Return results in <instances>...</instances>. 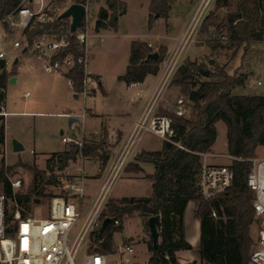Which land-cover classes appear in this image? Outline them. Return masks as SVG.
<instances>
[{"label":"trees","instance_id":"trees-1","mask_svg":"<svg viewBox=\"0 0 264 264\" xmlns=\"http://www.w3.org/2000/svg\"><path fill=\"white\" fill-rule=\"evenodd\" d=\"M86 3L87 0H74ZM99 1V0H97ZM107 7L99 10L95 23L97 30L118 27V19L126 12L123 0H104ZM21 0H0V20L14 10ZM172 0H151L148 26L152 27L159 17H168ZM157 14V16H156ZM211 18L210 14L207 16ZM207 19V18H206ZM85 24L83 20L82 25ZM210 24H218L217 19ZM208 23L204 25L205 29ZM227 27V45L217 42L215 45L233 50L235 55L240 48L247 54L253 42L264 40V0H239L237 10L229 13L217 26ZM34 34L29 36L32 39ZM81 45L72 38L71 45L65 51L79 54ZM152 46L146 41L133 40L129 63L119 80L126 83L141 82L148 74H157L164 61L168 48ZM152 52H158L157 60L147 59ZM17 62L10 71L5 69V61L0 60V87L6 89L11 75L15 74ZM208 71V74H204ZM73 79L75 92L83 88V67L77 62L67 73ZM197 77H203L197 80ZM172 83L181 88L186 101L193 104L192 116H179L172 110L161 109L160 113L172 118L174 135L165 140L161 150L141 151L135 157V163L128 169L140 172L138 162H151L155 171L148 177L152 180V193L147 197L110 198L102 217L110 218V222L99 233L104 238L103 248L111 249L114 244L113 235L123 228L126 215L138 212L148 228V219L158 216L160 248L152 252L147 264H181L176 252L191 249L183 233V217L187 204L195 199L198 202L196 215L201 221V257L202 264H248L255 238L252 226L256 223L253 208V191L247 185V177L251 172L256 150L264 145V95H239L233 90L244 83L243 76L230 74L224 68L216 71L208 69L197 60H184L172 79ZM0 101H5V92H0ZM223 121L227 127L228 153L234 157L230 167L234 170L233 184L224 192L212 198H204L199 192V176L202 169V154L209 152L216 141L218 132L216 123ZM5 117L0 114V144H5ZM106 137L99 141L86 138L82 146L72 144L71 149L54 152L48 160H56L60 169L68 166L70 161L79 155L96 158L104 167L111 157V150L106 149ZM177 143H180L178 145ZM51 167V166H50ZM35 179H40L42 187L36 185L33 192L46 196L44 184L52 183L46 178V171L35 166L29 167ZM10 167L2 159L0 181L4 183V192L13 195V188L7 173ZM50 199L52 194L47 195ZM16 199L29 211L33 199L31 194L18 192ZM215 213V215H214ZM118 225H115V221ZM170 257V260L165 258Z\"/></svg>","mask_w":264,"mask_h":264},{"label":"built area","instance_id":"built-area-1","mask_svg":"<svg viewBox=\"0 0 264 264\" xmlns=\"http://www.w3.org/2000/svg\"><path fill=\"white\" fill-rule=\"evenodd\" d=\"M92 1L97 2L21 0L14 10L0 20L3 29L0 42L13 44L12 50L9 51L0 47V60L5 61V69L10 70L20 53L42 60L46 72L61 73L66 77L79 62L84 73L83 88L76 93L85 96L94 94L99 89V79L89 71V5ZM216 1H197L180 45L161 63L159 91L146 102L118 153L104 167L97 160V170L102 182L94 196L88 197L86 194L85 175L75 176L66 183L63 192L50 199L48 212L44 215L41 209H35L31 214L17 201L16 194L21 187V180L12 182V196L0 192V264H135L131 258L135 255L133 240H124L119 245L114 242L111 249L102 247L104 238L97 239L102 231V214L108 207L115 182L136 155L139 138L145 133H152L170 141L175 134L172 118L159 112L158 96L160 90L172 82L182 65L185 45L210 14ZM74 3L83 4L86 8L83 16L85 24L81 23L76 30L71 28L72 16L62 17ZM31 34H34L32 39L29 38ZM72 38L81 45L77 56L73 53H63L70 47ZM67 78L73 88V79ZM0 92H5V89L0 87ZM28 95L29 93L25 94L26 97ZM187 110L184 98L179 97L174 112L184 116ZM0 114H7L3 101H0ZM65 115L70 119L69 128L73 132L80 129L77 121L74 122L76 116L71 113ZM85 115L81 114V117ZM75 135L76 133H63L62 141L66 145L74 143L82 146L85 136L81 135V138L77 139ZM252 161L247 185L254 194L253 208L257 229L248 264H264V158H253ZM234 177L235 173L230 165L203 162L198 182L199 192L204 198L215 197L233 184ZM87 197L89 200L85 202ZM118 223L116 220L115 225ZM128 255L130 257H127ZM165 258L170 260L168 255H165Z\"/></svg>","mask_w":264,"mask_h":264},{"label":"rangeland","instance_id":"rangeland-1","mask_svg":"<svg viewBox=\"0 0 264 264\" xmlns=\"http://www.w3.org/2000/svg\"><path fill=\"white\" fill-rule=\"evenodd\" d=\"M125 1V0H123ZM151 3V0H149ZM198 0H172L171 10L169 11L168 17L157 18V31L162 32L165 30V22H168L170 14H172L171 23L175 27L179 26L183 19L190 17L194 10ZM239 0H217L214 4L210 16L211 18L205 19L200 26L194 31L189 42L183 44L184 51L182 53V63L184 60L190 59L192 61L197 60L201 62L213 71L219 68H224L228 73L243 76L244 83L233 90V94L240 95H264V40L260 42H253L250 44L248 52L246 54L245 49L240 48L234 55L233 50L227 47L215 45L220 42L222 45H227V27L217 26L221 24L229 13L237 10V3ZM137 1H129V18L128 23L122 25V29L129 27L132 33H142L146 31L147 27V15L143 7L138 8L136 6ZM143 4L142 2H140ZM107 7L105 1L99 0L97 2L92 1L89 5V25H90V36L89 40L94 46L95 44H101V36L97 35L95 29V23L98 18L97 12L99 8ZM157 16V14H156ZM217 19L218 24H210V22ZM127 20V19H126ZM209 24L205 29L204 25ZM1 31V26H0ZM88 40V41H89ZM106 43L101 49L94 48V54L90 56L89 71L91 73L92 65L97 67L103 72L104 82L109 95L106 98L99 97L97 100L100 102L98 106L104 111L109 112L112 115H117L118 112L126 108V94L127 88L125 83L119 81L117 78L118 72H123L122 65L124 62L127 63L126 59V37L116 36L105 38ZM192 45L194 53L188 54L189 46ZM157 45L156 47H160ZM0 47L6 50H12V42H0ZM156 48V49H157ZM167 52L165 59L172 55L174 51ZM16 53L19 54V51ZM14 54V52H13ZM20 57L23 59L36 58L29 54H21ZM37 59V58H36ZM214 59V63L211 60ZM39 60V59H38ZM42 61V60H41ZM11 66V65H10ZM13 65L10 67V70ZM161 68V66H160ZM21 79L16 85H9V98L11 101H21L23 99V93L25 91H31L30 79L26 72L19 69ZM203 77H197V80H202ZM181 90V88H180ZM179 97L185 98V96L179 93ZM84 96L81 97L77 102H83ZM185 100V99H184ZM187 114L186 116H192V102L186 101ZM176 108V100H173L171 110L174 111ZM23 118V117H18ZM25 123L19 125V128L10 130L9 140L7 145L0 144V169L2 166V159L5 158V163L10 167L7 173L8 180L11 185L13 181L21 180V187L18 192L22 194H31L33 197L29 212L35 209H41L42 214L46 215L49 209L50 198L48 194L53 196L63 192L64 187L68 181L78 175H85L86 177V194L89 196L93 190H96L100 186V179L97 170L96 158L84 157L79 155L76 160L70 161L68 166L64 169H60L57 165L56 160H52L48 165V160L52 154H48L51 151L62 150L64 148V142L62 141V135L56 132L57 119L56 116H25ZM92 122L97 123L98 120L93 118ZM224 124V123H223ZM225 126V125H224ZM16 131L20 132V139L17 137ZM65 133L72 135L74 132L69 127L65 128ZM22 137V138H21ZM77 139L81 138L78 133L75 135ZM99 141L101 138L98 136L87 137ZM86 139V137H85ZM84 139V140H85ZM14 140L20 141L24 148L21 151L14 150ZM72 144H67L64 148L71 149ZM106 149H110L106 143ZM223 147V134L220 131V136L217 142V148ZM63 151V150H62ZM255 159L264 158V145H260L255 154ZM35 166L40 170L46 171V178L52 179V183L44 184V193L46 196L36 195L32 190L34 185L40 189V179H35L32 170L29 167ZM51 166V167H50ZM82 169L84 173H82ZM91 179V180H89ZM89 180V181H88ZM4 183L0 181V192H4ZM127 190L118 191L114 190L113 195H121V193ZM87 199V200H86ZM84 201L87 202V197ZM256 225L252 226V235L256 238ZM115 244L119 245L124 240L134 241L135 255L131 256L133 263L135 264H147L152 252L149 249V244L152 243L149 227L146 228L144 225L143 217L138 213L134 212L132 215H126L123 222V228L113 235ZM127 257H130L129 255ZM193 264V263H191Z\"/></svg>","mask_w":264,"mask_h":264},{"label":"crops","instance_id":"crops-1","mask_svg":"<svg viewBox=\"0 0 264 264\" xmlns=\"http://www.w3.org/2000/svg\"><path fill=\"white\" fill-rule=\"evenodd\" d=\"M129 1L126 2V12L118 19V27L116 29L112 27L102 28L97 30V35L101 36V44L94 46L88 41V47L90 53L94 54V48H100L106 43L105 38L116 36L126 37V59L122 65L123 72H118L117 78L122 75L129 63L131 42L133 40H142L148 42L152 46L164 45L171 52L177 48L185 32L188 28L190 17L182 20L181 24L174 28L171 23L172 14L165 22V30L163 33L157 31V19L154 21L151 28L148 26L150 15V1L149 0H136V6L138 8L143 7L145 9L147 19L146 31L140 34L132 33L129 27L122 29V25L128 23L129 18ZM142 2L143 4H141ZM127 19V20H126ZM127 25V24H126ZM3 34L1 27L0 37ZM189 53H194L192 45L189 46ZM17 66L14 75H11L5 89V101L4 107L7 112L5 117V146L9 140L10 130L14 128L18 129L19 125L26 122L25 116H56L57 127L56 132L59 134L65 133V128L69 127L70 119L65 115L71 113L78 118H74V122L77 121L80 129L74 133L83 135L86 138L90 136H98V138L106 137V142L111 150L112 159L120 150L121 145L127 140L130 135L134 122L143 110L146 102L159 91L161 85V73L148 74L146 78L141 82L125 83L127 88L126 108L118 112L117 115H112L109 112H104L99 106L98 98L101 99L108 97L109 91L106 88L104 82V75L101 70L92 65L91 74L99 79V89L92 95H83V102H77L81 97V94L76 93L70 85L68 78L61 73L46 72L43 66V61L36 58L23 59L20 57L16 59ZM15 60V62H16ZM21 69L26 72L30 79L31 91H25L23 93V99L21 101H11L9 98V85H16L20 79ZM10 71V70H9ZM14 79L11 81V78ZM121 81V80H119ZM122 82V81H121ZM238 87V86H237ZM236 87V88H237ZM235 88V89H236ZM29 93L26 97L25 94ZM181 93L180 86L170 82L164 86L158 96L159 112L161 109L171 110L173 100L177 101ZM78 94V95H76ZM240 95V94H239ZM81 114H86L85 117H81ZM23 117V118H18ZM97 119L98 122H92L91 119ZM78 119V120H77ZM223 121L216 123L217 138L209 152L202 154V163L207 162L211 164L231 165L234 157L228 153V140H227V127ZM19 124V125H18ZM225 125V126H224ZM220 131L223 134V147L217 148V142L220 136ZM17 137L20 139V132L16 131ZM22 138V137H21ZM164 139L158 135L152 133L143 134L138 141L136 148V155L141 151H156L161 150L163 147ZM66 144H64L65 148ZM64 148L62 150H64ZM58 150V151H62ZM57 151H51L48 154H52ZM135 155V157H136ZM135 157L131 160V163L137 162ZM109 159V160H110ZM128 164V165H129ZM142 167L140 172H134L128 169V166L122 173L121 177L115 182L112 191L111 198L121 197H147L152 193V180L148 177L155 171V166L151 162H138ZM96 178L100 179V185L102 182L101 176L98 174ZM91 180V179H89ZM88 180V181H89ZM86 181V180H85ZM125 188L127 191L121 193V195H113L114 190L121 191ZM97 190H93L88 197H92L97 193ZM198 202L192 199L188 202L183 217V233L187 242L192 246L191 249H182L176 252L178 261L181 264H202V257L200 252L201 247V221L196 215Z\"/></svg>","mask_w":264,"mask_h":264},{"label":"water","instance_id":"water-1","mask_svg":"<svg viewBox=\"0 0 264 264\" xmlns=\"http://www.w3.org/2000/svg\"><path fill=\"white\" fill-rule=\"evenodd\" d=\"M85 12H86V8L83 4L74 3L62 14V17L72 16L73 22H72L71 28L72 30H76V28L79 25H81ZM158 57H159L158 52H152L148 55L147 59L157 60ZM211 63H214V59L211 60ZM204 74H208V71H204ZM13 79L14 77L11 78V81ZM13 144H14L15 151H21L24 148L23 144L18 140H14ZM158 221H159V217L156 215L151 216L148 219V227L150 230L152 245L155 250H159L160 248V236H159V231H158V226H157ZM109 222H110V218L104 219L102 230L107 226Z\"/></svg>","mask_w":264,"mask_h":264}]
</instances>
